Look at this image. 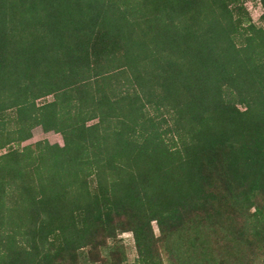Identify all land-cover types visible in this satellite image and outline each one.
<instances>
[{
  "label": "trees",
  "instance_id": "trees-1",
  "mask_svg": "<svg viewBox=\"0 0 264 264\" xmlns=\"http://www.w3.org/2000/svg\"><path fill=\"white\" fill-rule=\"evenodd\" d=\"M248 1L0 0V264H264Z\"/></svg>",
  "mask_w": 264,
  "mask_h": 264
},
{
  "label": "rangeland",
  "instance_id": "rangeland-1",
  "mask_svg": "<svg viewBox=\"0 0 264 264\" xmlns=\"http://www.w3.org/2000/svg\"><path fill=\"white\" fill-rule=\"evenodd\" d=\"M248 11L253 19V22L256 24H260V17L263 13V8L259 2V0H250L246 4ZM41 141H48L51 144H60L64 145L63 138L60 134H56L54 132H45L42 127H37L32 131V139L24 143L25 145L34 144ZM7 152L6 150L0 151V155ZM155 226L156 234H158V230ZM123 243L125 245L127 251V263L133 264L136 259L137 252L135 247V241L133 235L131 233H125L122 235Z\"/></svg>",
  "mask_w": 264,
  "mask_h": 264
}]
</instances>
